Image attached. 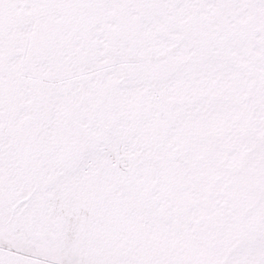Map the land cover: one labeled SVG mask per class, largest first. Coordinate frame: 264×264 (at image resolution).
Segmentation results:
<instances>
[{"label": "snow or ice", "instance_id": "obj_1", "mask_svg": "<svg viewBox=\"0 0 264 264\" xmlns=\"http://www.w3.org/2000/svg\"><path fill=\"white\" fill-rule=\"evenodd\" d=\"M0 264H264V0H0Z\"/></svg>", "mask_w": 264, "mask_h": 264}]
</instances>
